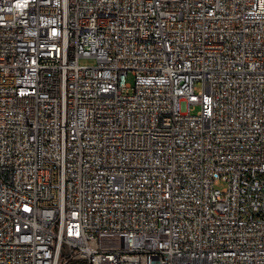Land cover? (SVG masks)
Masks as SVG:
<instances>
[{
	"label": "built area",
	"instance_id": "1",
	"mask_svg": "<svg viewBox=\"0 0 264 264\" xmlns=\"http://www.w3.org/2000/svg\"><path fill=\"white\" fill-rule=\"evenodd\" d=\"M0 264H264V0H0Z\"/></svg>",
	"mask_w": 264,
	"mask_h": 264
},
{
	"label": "rangeland",
	"instance_id": "2",
	"mask_svg": "<svg viewBox=\"0 0 264 264\" xmlns=\"http://www.w3.org/2000/svg\"><path fill=\"white\" fill-rule=\"evenodd\" d=\"M96 59L94 58H83L81 59V63L82 64H87V65H95L96 64ZM127 82H129L131 85H134L135 84V78L133 76V74L130 72L128 75H127ZM202 90V86L199 84L198 85V91H201ZM133 90H131L132 92ZM200 110V106L199 105H196L194 106V110H193V113H197L198 111ZM225 186V183L223 182L222 184H220L219 188H222Z\"/></svg>",
	"mask_w": 264,
	"mask_h": 264
}]
</instances>
